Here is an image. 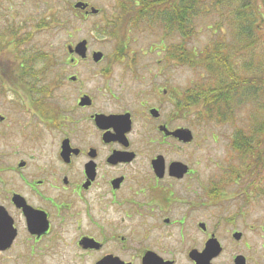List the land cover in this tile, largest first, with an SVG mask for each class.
Segmentation results:
<instances>
[{
  "label": "flooded vegetation",
  "instance_id": "obj_1",
  "mask_svg": "<svg viewBox=\"0 0 264 264\" xmlns=\"http://www.w3.org/2000/svg\"><path fill=\"white\" fill-rule=\"evenodd\" d=\"M75 1L77 25L101 17L96 33L119 50L96 61L83 38L84 57L69 50L79 41L62 62L0 83V264H264V241L223 192L240 181L208 180L192 152V129L205 124L190 75L176 76L187 70L170 51L120 50L158 18L144 17L141 0H115L105 14Z\"/></svg>",
  "mask_w": 264,
  "mask_h": 264
},
{
  "label": "rangeland",
  "instance_id": "obj_2",
  "mask_svg": "<svg viewBox=\"0 0 264 264\" xmlns=\"http://www.w3.org/2000/svg\"><path fill=\"white\" fill-rule=\"evenodd\" d=\"M88 1L98 4L97 7L104 10V14L111 12L107 5L115 2V0ZM75 2V0H0V83L22 82L24 80L21 75L23 67H34L40 70L47 66L48 57H51V60L57 59L62 62L66 59L67 46L76 44L83 38L90 40V51H100L107 56L117 50L118 42L115 39H104L96 33V29L100 28L97 26L102 22L101 17L96 19L95 25H77L76 17H73L71 10ZM222 12L223 10L219 8L216 12L202 14L197 19V34L190 41L191 46L196 47L197 50L201 49L219 36V32L214 33L213 27L215 28V25L222 21L223 25H227L225 17H221ZM49 21H51L50 24ZM90 23L93 22L90 21ZM225 29L228 30L224 27ZM229 32L230 30L227 35L230 38ZM133 34L135 41L129 43V50L139 54L149 51L151 43L157 41L155 35H151L152 32ZM179 39L177 36L172 41L176 42ZM140 57L142 63H148V61H154L157 56L141 55ZM241 60L240 67L243 64ZM259 60L258 56L251 57L249 62L254 63L253 67L257 68L261 64ZM104 64L105 62L101 66ZM117 66H123V64ZM175 66L187 70L181 71L180 74L177 72L176 76L179 77L180 82H185L186 75H190L192 85L198 81V70L188 66ZM53 74L54 70L49 71L46 79H51ZM31 82L36 83L34 80ZM12 97L13 95H10V98ZM1 101L4 102V99L0 100V115L9 114V105ZM262 101L241 106L239 112L236 110L239 117L236 116L232 121L203 126L195 124L192 129L200 142L198 143L200 148L194 145L192 152L195 153L193 150L197 152L199 167L206 169L208 180L214 177H219V180H228L230 176L236 179L234 177L239 174L244 176L243 179H236L240 181L239 183L225 182L223 192L234 196L233 210L245 213L244 221L246 222H243L242 218L240 222L255 226L249 236L257 243L264 241V176H256L259 166H256V170L253 167L243 166L239 157L234 155L230 142L237 128H247L248 121L264 120V110H260ZM253 113V118L256 120L252 117L248 118ZM197 155H194V158Z\"/></svg>",
  "mask_w": 264,
  "mask_h": 264
},
{
  "label": "trees",
  "instance_id": "obj_3",
  "mask_svg": "<svg viewBox=\"0 0 264 264\" xmlns=\"http://www.w3.org/2000/svg\"><path fill=\"white\" fill-rule=\"evenodd\" d=\"M141 3L144 17L160 21L142 27L157 38L148 50L173 52L176 65L199 71L191 94L192 112L199 124L232 121L239 117L236 110L239 112L241 106L259 100H263L260 110H264V0H141ZM219 8L227 25L218 22L213 29L219 36L197 50L190 45L197 34V19ZM177 36L180 39L173 42ZM121 45L120 50H129V42ZM256 56L261 64L254 68L249 60ZM253 115L248 118L256 120ZM230 147L243 166L255 170L259 166L256 176H264V120L248 121L247 128H237Z\"/></svg>",
  "mask_w": 264,
  "mask_h": 264
},
{
  "label": "water",
  "instance_id": "obj_4",
  "mask_svg": "<svg viewBox=\"0 0 264 264\" xmlns=\"http://www.w3.org/2000/svg\"><path fill=\"white\" fill-rule=\"evenodd\" d=\"M82 3L80 4H77L78 6L81 5ZM95 10V9H94ZM97 11V10H96ZM69 50L71 51H76L77 53H79L81 56H85L86 55V52H87V41H81L79 43H77L75 45V47H69ZM103 57V53L102 52H96L94 54V59L96 61H99L101 60ZM181 139H184L185 141H189L191 140L192 138V134L190 131H177L176 133Z\"/></svg>",
  "mask_w": 264,
  "mask_h": 264
}]
</instances>
